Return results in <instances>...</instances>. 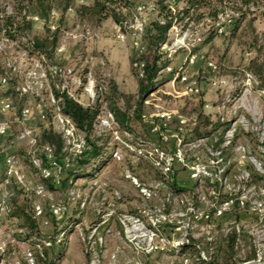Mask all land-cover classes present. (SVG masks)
<instances>
[{
  "label": "rangeland",
  "instance_id": "1",
  "mask_svg": "<svg viewBox=\"0 0 264 264\" xmlns=\"http://www.w3.org/2000/svg\"><path fill=\"white\" fill-rule=\"evenodd\" d=\"M155 5L156 0H134L128 11L123 9L121 23L107 18L99 25L79 21L69 9L59 24L56 46L48 56H38L27 49L28 40L42 34L41 20L33 19L31 30L25 36L9 39L0 35V77L6 76V83L0 84V98H7L11 106L8 112L0 113V120H6L10 127L3 144L9 151H5L15 154L24 147L14 138L21 126V108L31 107L35 117L45 103L44 90L39 95H19L14 89L27 80V73L35 62H39L45 72L52 66L70 68L82 84L91 80L93 100L87 101L84 94H79V99L82 104H87L97 97V116L107 111L109 100L117 107L127 109L131 115L137 82L129 56L139 49L141 30L138 28L155 16ZM233 6L234 3L227 1L219 25H215L218 33L209 41L206 40L211 25L209 20L192 23L186 30H181L178 24L172 26L162 47L171 69L166 66L161 70L160 76L165 81L144 100L140 120L129 123L132 131L122 129L114 118L111 127L101 131L96 125V116L91 135L102 148L88 161L87 173L89 182L104 183L105 186L100 188L98 184L90 183L80 187L82 179L76 178L61 185L60 189L44 188L45 196H34V200L45 208L50 201L64 203L69 213L81 210L85 214V224L74 229L71 225L61 227L65 229L58 242L38 249L34 246L36 238L49 236L54 241L60 231L52 221L41 224L40 232L31 236L16 228L8 213L2 214L0 264H28L25 260L27 251L32 254V264H209L216 258L221 263L227 260V264L251 261L249 264H264V88L249 68L250 60L257 58L263 63L264 70V17L257 12L247 13L232 33L230 23L238 15ZM5 10L9 11V6ZM57 16V12L51 13L50 28L57 24ZM191 56H194L193 62ZM183 75L186 80H182ZM47 81L54 83L58 78L48 76ZM194 84L197 91L190 90ZM12 87L13 91L8 94ZM199 109L212 121L221 123L208 135L194 134L195 122L192 120ZM163 111L175 114L166 125L156 116ZM178 114L186 118L185 124L179 123ZM34 122L37 125L38 119L34 118ZM114 131L126 145L113 139ZM216 138L217 141L224 140L219 147L223 149L221 166H225L220 181L217 178L221 166L216 162L214 151ZM139 139L145 145L137 153L133 147ZM153 141L170 154L179 144L188 168L175 163L174 186L182 190L173 188L170 177L153 163ZM114 151L118 158L112 156ZM196 165L210 174L195 180L191 177V166ZM20 171L25 178L27 175L31 187L41 184L34 172ZM66 173L64 170L58 180L65 182ZM127 175L134 176L139 186L153 187L159 183L155 195L144 197ZM15 186L6 188L11 194L8 202H17L20 206L23 201L20 203L19 200L24 197ZM107 186L119 196L116 198L111 193L113 211L118 215L138 216L139 224L133 230L124 232L118 228L107 233L101 229L90 232V223L97 220L100 211H105L103 196ZM70 191L79 197L70 198ZM167 194L170 196L168 201L165 200ZM226 198L232 199L230 211L218 219L213 218L214 225L207 233L202 215L204 212L212 215L213 205ZM158 208L172 213L171 220H162L156 211ZM155 218L158 221L153 224L151 219ZM233 227L240 234L234 252L217 254V242ZM252 251L255 258L246 260Z\"/></svg>",
  "mask_w": 264,
  "mask_h": 264
},
{
  "label": "trees",
  "instance_id": "2",
  "mask_svg": "<svg viewBox=\"0 0 264 264\" xmlns=\"http://www.w3.org/2000/svg\"><path fill=\"white\" fill-rule=\"evenodd\" d=\"M227 1L234 3L233 11L238 14L230 23L229 30L232 33L238 29L241 20L247 13L257 12L264 17V0H156V14L143 23L139 33V49L132 51L129 56L131 70L137 82L136 98L132 105L131 115H128L127 109L117 107L113 100H109L106 107L122 129L132 131L129 123L140 120L144 100L165 81L160 76V72L169 64L170 60L162 50V45L168 40L172 26L178 24L181 30H186L192 23L198 24L209 20L211 25L208 26L209 33L206 36V40L209 41L218 33L215 25L220 20V14L225 11ZM133 2L134 0H0V35L9 39L27 35L32 27V17L35 16L43 22L42 34L32 36L28 40L27 49L30 53L35 52L38 56H48L56 46L59 24L63 21L64 13L67 10L72 9L74 16L79 21L90 22L94 25H99L102 20L107 18H111L115 23H121L120 18L123 9L128 11L133 6ZM6 6H9V11L5 10ZM52 11L57 12L58 16L57 24L50 28L48 22ZM262 67L263 63L258 62L257 58L250 60L249 68L258 76L261 87L264 88V70ZM49 85L60 106V111L67 115L74 125L84 133L86 140V148L83 153L71 160L70 167L64 168L63 171H67L66 178H88V161L97 156L102 148V144L94 140L91 135L94 121L98 115V98L96 97L92 103L82 104L68 97L64 91L54 88L53 82ZM11 90L13 91V87L9 88L7 93L10 94ZM44 100L45 103H42L41 110L46 113V121L38 120L35 130L36 142L37 145H49L55 159L60 161L64 157L62 139L51 121L52 106L46 98ZM195 115L193 131L197 136L208 135L221 124L218 120L212 121L201 109L196 110ZM222 141L220 139L217 144ZM29 149V146L27 149L26 147L19 149L15 155L28 169L36 173L30 163ZM42 162H44L43 156ZM38 178L44 188H54L50 179H43L39 175ZM10 185L14 184L11 183ZM170 185L175 188L176 173H174ZM15 188L17 187L15 186ZM19 189L24 200L20 198V203L23 201L20 206L16 205L17 202H13L8 215L15 221L16 228L23 229L25 233L32 236L40 232L41 218L34 217L32 213L33 193L25 192L22 188ZM175 189L182 190L183 188L176 187ZM30 198L32 199L30 200ZM43 214L46 216L45 212ZM239 235V232L233 227L221 237L215 248L217 254L221 252L233 253L238 244ZM254 258L255 252L253 251L246 256V260ZM227 262L225 260L224 263H221L216 258L209 264H227Z\"/></svg>",
  "mask_w": 264,
  "mask_h": 264
},
{
  "label": "built area",
  "instance_id": "3",
  "mask_svg": "<svg viewBox=\"0 0 264 264\" xmlns=\"http://www.w3.org/2000/svg\"><path fill=\"white\" fill-rule=\"evenodd\" d=\"M52 14L54 11L51 12ZM33 19H37V17L33 16ZM141 30V28H138ZM122 36V35H119ZM166 44L163 43L162 47ZM194 56L190 57V61L193 62ZM8 67H11L9 63H7ZM209 65H212L209 62ZM13 68V67H11ZM168 70L171 69L170 66L166 67ZM48 76H51L52 78H58V81L53 83L54 88L64 91L68 97H71L78 102H81L79 99V94H84L87 101H92L94 97V91L92 88V81L86 80L85 83H81L80 80L75 77L72 73V70L70 68H60L57 66H52L49 70V72H45L41 64L39 62H35L34 66L29 70L27 73V80L23 82L22 84L15 86V91L19 95L31 93L35 95H39L41 90L46 91V100L48 103L52 106V118L51 121L54 125L55 130L60 134V137L62 139V151L64 153V157L57 161L55 157L52 154L51 147L47 144H40L37 145L36 137H35V130H36V124L34 122V118L40 120L41 122L46 121V113L42 111L41 109L37 112V115L35 117L32 116V110L31 107L25 106L21 108L19 112V118H20V128L14 135L15 140L17 141H24L28 144L30 147L29 149V158L30 163L34 167L36 173L42 177L43 179H50L52 183L58 180L59 175L62 173L63 169L66 167H70L71 160H73L75 157L81 155L83 151L86 148V140L84 133L79 130L72 120L65 114H63L60 111V106L57 103V99L54 97L53 93L51 92L50 85L47 81ZM182 80H186V75H183ZM31 79H36L35 81H31ZM6 83V76L0 77V84ZM70 83V84H69ZM71 85L73 87H71ZM190 90L197 91V87L194 85L190 86ZM80 91V93L78 92ZM10 102L7 98L2 97L0 98V113H6L10 110ZM175 115L172 112H160L157 113V119L160 121L161 124L166 125V122L169 121L172 116ZM152 116V115H151ZM177 119L181 125L185 124L186 118H184L182 115H177ZM192 122L194 123L195 120L193 119ZM113 123V116L110 111H105V113L102 116H97L96 119V125L99 127L101 131H104L105 129L111 127ZM159 125L154 126V130L157 129ZM9 123L6 120H0V216L2 214H7L11 209V204L8 202V198L11 195L10 193H7L6 188L13 183L18 188H22L25 192H32L34 196H45L44 194V186L42 184H37L34 187H31L29 185V182L26 180L22 172L20 171V163L19 158L10 152H6L4 142L6 141L8 135H9ZM99 132V131H98ZM113 139H116L117 142H121L124 145H126L116 131L113 132ZM161 134V133H160ZM162 135V134H161ZM163 136V135H162ZM177 139L181 141V138L177 136ZM219 141V140H218ZM217 138L215 139V145L214 151L217 156H215L216 162L219 166L222 165V148H219L221 144H223V141L220 144H217ZM229 142V140H226V143ZM154 143V148L152 150L153 155V163L159 168L163 174L166 176H169L170 180L172 179L175 170L174 165L175 163L181 164L183 167L188 168L187 163L184 161V158L182 157L181 148L176 146V150L170 154L166 148H164L162 145ZM136 147H133V150L137 151L139 153L142 150V146L145 145L144 141L139 139L136 142ZM42 156L44 157V162H42ZM112 156L118 158L117 151H114ZM219 177L217 178L218 181H220V178L225 173V166H221L219 169ZM191 177L195 180L200 179L202 176L209 175V172H206L205 170L201 169L198 165L191 166ZM204 172L205 174H202ZM129 176V175H127ZM131 182L138 187V191L144 196V197H153L156 193V189L159 185V183H156L153 187H145V186H139V183L136 181V178L134 176H129ZM93 185H97V187L105 186L104 183H96L91 182ZM193 192V191H192ZM70 198H73V196H78L74 191L69 192ZM112 195H114L116 198H118V194L116 191H112ZM48 199H51L50 196L47 194ZM77 197V198H78ZM165 200H170L169 194L166 195ZM80 204H83V201L80 202ZM232 205V199H223L217 205H213L212 209V215H210L208 212H204L202 215V218L205 219L207 224V233L210 232L211 226L214 225L212 219H218L221 216L225 215L228 211H230ZM113 202L108 201L105 204V211L98 214L97 220L91 224L90 232L93 233L97 229H101L105 233L110 232V227L106 225L108 216L111 215L113 211ZM164 208V207H163ZM163 208H158L156 211L159 212V217L162 220L170 221L173 217V214L170 212H164ZM46 210V217L44 219V214ZM66 212V206L64 203H57L53 204L49 201V204H47V207L45 208L38 202H33L32 204V213L34 217H40L41 218V224H47L49 221H53L56 224V229L60 230L55 235V240L53 241L50 239L49 236H44L42 239L36 238V241L34 242V246L38 249H41L42 247H48L51 246L52 243L58 242L60 240V236L63 234L65 228H61L60 224L62 221V218L64 216V213ZM116 220L118 221L120 225V229L122 231H129V229H134L139 224V218L138 216L133 215H125L120 214L116 215ZM152 223H157L158 219H151ZM59 224V226H58ZM210 239V237H207ZM100 241V238H98ZM41 255V253H40ZM202 257H204L203 253L201 254ZM25 260L28 262V264H32L33 257L30 251L25 252ZM249 263V262H248ZM246 263V264H248Z\"/></svg>",
  "mask_w": 264,
  "mask_h": 264
},
{
  "label": "crops",
  "instance_id": "4",
  "mask_svg": "<svg viewBox=\"0 0 264 264\" xmlns=\"http://www.w3.org/2000/svg\"><path fill=\"white\" fill-rule=\"evenodd\" d=\"M18 142H20V143H22L24 145V147H22V148L26 147V149H27L28 144L26 142H24V141H18ZM6 150H8V149H6ZM19 163H20V169H24V172H28V173L29 172H33L32 170L28 169V167L21 160H19ZM33 174L38 176V174H36L35 172ZM27 178L28 177L26 175V179ZM60 178H58V179H60ZM80 179H82L80 184H79L80 187H85L86 184H90L91 183V182H89L90 181L89 177L88 178H80ZM32 180L35 181L34 179H32ZM70 180L71 179L68 177V178H66L65 182H63L62 180L61 181H59V180L55 181L54 184H53V187H55L57 189H60L61 185L65 186L66 183L69 182ZM28 182H30V181L28 180ZM10 186L11 185H9L8 187H10ZM103 189H101V190L103 191ZM111 193H112L111 188L109 186H107L106 187V191H105V195L103 196V199H105V202H104L105 204H106V202L111 201L110 200L111 199ZM33 202H36V200L33 199L32 203ZM102 212H103V210L101 211V213ZM116 215H117V213L114 211L111 215L108 216V220H107V223H106V225H108L110 227V229H112L113 231H115L118 228L120 229V225L115 221L116 220ZM10 220H11V218H10ZM12 221H14V220H12ZM10 223H12V222H10ZM53 224H54V226H56V224L54 222H53ZM84 224H85V214L82 213L81 210H77V211H72L70 213L66 211L64 213L63 218H62L60 226L66 228V227H70V225H71V229L72 228L74 229L75 227L82 226ZM91 224H93V223H90V225ZM54 226L52 228H54ZM58 226H59V224H58ZM39 227L41 228V224H39Z\"/></svg>",
  "mask_w": 264,
  "mask_h": 264
},
{
  "label": "water",
  "instance_id": "5",
  "mask_svg": "<svg viewBox=\"0 0 264 264\" xmlns=\"http://www.w3.org/2000/svg\"><path fill=\"white\" fill-rule=\"evenodd\" d=\"M252 262H253V261H251V262H249V263H252ZM249 263H248V264H249Z\"/></svg>",
  "mask_w": 264,
  "mask_h": 264
}]
</instances>
